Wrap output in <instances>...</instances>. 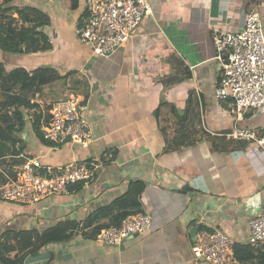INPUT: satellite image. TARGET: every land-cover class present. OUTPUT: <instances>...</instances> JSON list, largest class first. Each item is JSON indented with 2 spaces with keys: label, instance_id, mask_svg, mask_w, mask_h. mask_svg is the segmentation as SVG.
I'll return each instance as SVG.
<instances>
[{
  "label": "crops",
  "instance_id": "0c3cea01",
  "mask_svg": "<svg viewBox=\"0 0 264 264\" xmlns=\"http://www.w3.org/2000/svg\"><path fill=\"white\" fill-rule=\"evenodd\" d=\"M15 1L49 15L43 31L51 48L0 51V60L6 70L21 65L69 72L43 85L32 100L42 110L69 94L80 96L93 137L87 145L54 147L26 124L16 133L23 150L6 156L4 177L20 163L12 162L14 157L37 156L48 165L98 162L88 183L70 185L65 193L33 204L0 199V236L31 228L41 232L64 221L77 224L66 229L70 238L40 245L23 263L208 264L194 261L191 253L195 232L204 225L235 239L233 264H264V254L247 243L248 220L264 210V148L224 135L234 126L264 134V105L238 118L230 99L215 97L220 71L212 42L214 28L239 30L249 12L264 21V0H148L151 12L127 42L105 56L77 37L84 0H75V6L73 0ZM135 181L143 188L132 210L150 213L149 230L119 245L97 241L95 233L115 221L116 204ZM95 213L106 216L84 226Z\"/></svg>",
  "mask_w": 264,
  "mask_h": 264
},
{
  "label": "built area",
  "instance_id": "2783aa9c",
  "mask_svg": "<svg viewBox=\"0 0 264 264\" xmlns=\"http://www.w3.org/2000/svg\"><path fill=\"white\" fill-rule=\"evenodd\" d=\"M151 12L148 0H84V17L76 26L78 39L99 55L114 52L132 36L144 16ZM213 58L219 78L214 89L218 99H230L238 118L244 110L264 105V21L257 12L246 14L239 30L214 28ZM86 103L75 94L54 100L41 110L42 139L56 147L64 142L87 145L92 129L86 117ZM228 139L251 141L264 148V134L254 128L234 126L224 133ZM98 162L74 160L60 165L44 164L40 157H27L13 164L0 184V199L33 204L52 194L67 192L70 185L88 183ZM148 211L125 215L117 225L103 227L96 234L99 242L119 245L126 238L147 232ZM250 247L264 254V210L248 220ZM192 259L208 264H233L235 239L218 227L199 225L191 245Z\"/></svg>",
  "mask_w": 264,
  "mask_h": 264
},
{
  "label": "trees",
  "instance_id": "16d2710c",
  "mask_svg": "<svg viewBox=\"0 0 264 264\" xmlns=\"http://www.w3.org/2000/svg\"><path fill=\"white\" fill-rule=\"evenodd\" d=\"M12 1L0 0V51L21 54L50 49L51 42L43 31V27L50 23L49 15L37 7L14 4ZM75 5L76 2L73 0L72 6ZM68 74L69 72L60 75L51 66H38L29 70L19 65L6 70L4 62L0 60V183L5 178L2 169L5 167L6 156H16L23 150V143L16 133L23 130L26 124L30 125L36 136L44 143H49L44 141L41 135L40 105L32 99L41 91L43 85L56 79L66 78ZM17 143L19 149L16 147ZM24 160L23 157L18 159L14 157L12 162L21 163ZM7 171L13 173L12 170ZM142 188V182H132L126 194L116 204L120 211L115 221H106L101 227L117 225L125 215L138 211L132 208L139 204ZM103 216L106 215L95 213L87 217L84 226ZM76 226L74 222L64 221L41 232L35 228L5 232L0 236V261L4 264H24L23 259L27 253H33L40 245L50 241L70 238L73 233L66 229H74ZM13 250L16 253L10 256Z\"/></svg>",
  "mask_w": 264,
  "mask_h": 264
},
{
  "label": "rangeland",
  "instance_id": "374dc122",
  "mask_svg": "<svg viewBox=\"0 0 264 264\" xmlns=\"http://www.w3.org/2000/svg\"><path fill=\"white\" fill-rule=\"evenodd\" d=\"M13 1H15V0H13ZM13 1H12V2H13ZM15 2H17V1H15ZM71 93H72V92H71ZM26 116H27V115H26ZM27 119H28V117H26V120H27Z\"/></svg>",
  "mask_w": 264,
  "mask_h": 264
},
{
  "label": "water",
  "instance_id": "95a60500",
  "mask_svg": "<svg viewBox=\"0 0 264 264\" xmlns=\"http://www.w3.org/2000/svg\"><path fill=\"white\" fill-rule=\"evenodd\" d=\"M135 235V234H134Z\"/></svg>",
  "mask_w": 264,
  "mask_h": 264
}]
</instances>
